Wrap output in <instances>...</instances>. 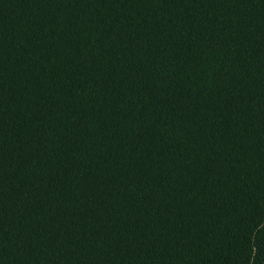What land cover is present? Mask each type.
<instances>
[{
	"label": "trees",
	"instance_id": "obj_1",
	"mask_svg": "<svg viewBox=\"0 0 264 264\" xmlns=\"http://www.w3.org/2000/svg\"><path fill=\"white\" fill-rule=\"evenodd\" d=\"M0 264H264V0H0Z\"/></svg>",
	"mask_w": 264,
	"mask_h": 264
}]
</instances>
